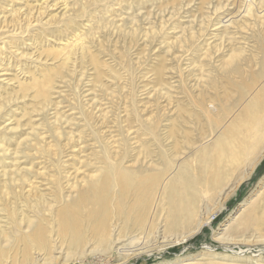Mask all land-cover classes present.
<instances>
[{
  "label": "bare ground",
  "instance_id": "1",
  "mask_svg": "<svg viewBox=\"0 0 264 264\" xmlns=\"http://www.w3.org/2000/svg\"><path fill=\"white\" fill-rule=\"evenodd\" d=\"M114 1L76 0V8H66L45 21L41 19L39 11L38 17L41 18L37 20L35 17L38 24L26 27V31L32 30L34 37L41 41L49 37L47 34L54 36V32H58L61 38L67 36L65 40L59 39L56 49L53 43H50L51 47L48 46L51 49H42L43 53L54 56L56 61L51 66L41 63L39 69L32 71V74L29 72L33 84L17 78L18 91L23 94L30 91L29 87H37L34 101L37 100L39 105L33 111L39 110L46 114V107L51 103L49 95L55 90L57 81L65 80L64 83L71 87L78 64L92 65L99 82L104 77L102 69H97L101 63L95 51V44L100 48L103 45L96 42L95 33L96 28L100 30L106 25L105 21L91 16L90 22L97 24L95 28L91 23L86 25L81 19L103 5L104 11ZM207 4H213V8L240 5L236 15H226L217 21V24H222L218 29L222 27L225 32L233 25L251 22L264 28V0H211ZM204 21H212L209 14ZM181 31L183 44L179 46L181 41L177 40L166 44V47L171 51L174 47L193 51L198 31L193 26L182 28ZM137 33L138 27L130 32L131 36ZM155 33L154 38L159 35ZM258 37L263 38L264 34ZM15 41V38L11 39L12 43ZM254 53L257 56L254 74L244 76L245 62H250V56L246 55L241 63L238 61L239 53H233L222 65L225 67L222 75L208 76L207 85L212 93L202 91L199 94V109L192 113L186 112L187 116L183 117L178 132L173 125L176 118L167 121L165 114L156 113L146 117L142 113L136 85L127 91V124L118 118V135L114 145V142L103 137V132L96 125L97 121L94 120L97 115L95 117L89 112L93 107L90 110L85 108L76 94V108L86 125V130L81 134L91 136L96 146L91 150L87 162H84L92 167V171L86 173L82 180H73L68 173L70 165L65 161L67 158L64 159L67 155L65 151L68 150H65L66 145L63 146L59 139L64 134L61 116L56 113L54 122L48 120L33 126L30 139L19 144L18 152L28 153L31 150L29 148H33L35 153L44 154L53 174H48L47 186L38 189V176L43 171L39 173L33 168L21 167L18 160L14 162L15 168L0 173V264L13 263L20 258L18 255H22L21 258L26 261H34L37 259L35 250L44 252L46 260L52 262L55 259L53 249L62 250L63 264L83 261V256L95 251L118 254L126 262L150 248V243L154 238L158 240V236L164 239L162 242L167 246L173 243L183 245L200 232L204 225L211 222V213L215 209L225 208L226 197L249 178L264 159V82L255 93L252 85L264 79V40L257 38ZM127 68L124 79H128V86L129 82L136 79V73L134 64H128ZM110 74L117 78L115 70L111 69ZM158 78L160 80L157 83L161 85V75ZM222 78L237 89L235 94L228 93L227 85L220 82ZM3 87L5 85L0 86V89L6 91ZM163 92L158 90L159 96ZM5 106L2 102L0 115ZM237 109L240 110L229 120ZM192 115L198 119L196 124L187 119ZM132 123L137 124L141 135L145 137L141 146H138V141L133 142L135 137H130ZM43 130L52 133L51 140L55 139L53 136H58L53 144L43 139L49 136L48 133L42 135ZM70 136L72 139L73 136ZM71 141L67 142L68 145ZM6 150L0 141V151ZM229 165L242 166V170L236 176L233 174L232 181L225 182V167ZM218 194L220 203L215 200ZM214 200L218 208L213 206L216 203ZM263 206L261 204L259 208ZM243 210L235 217H239V224L247 228L257 226L261 220L258 219L257 210L253 208L242 215ZM221 237L224 239L222 235L219 239ZM228 239L232 238L228 236Z\"/></svg>",
  "mask_w": 264,
  "mask_h": 264
},
{
  "label": "rangeland",
  "instance_id": "2",
  "mask_svg": "<svg viewBox=\"0 0 264 264\" xmlns=\"http://www.w3.org/2000/svg\"><path fill=\"white\" fill-rule=\"evenodd\" d=\"M44 1L46 3L41 4ZM209 1L211 2V0H116L104 11H102L104 5L93 10L88 17L81 20L86 25L91 23L95 28L97 24L90 22L91 16L105 21V28L102 27L100 30L96 28L95 33L96 42H101L103 45V48H100L95 44V51L101 63L97 69H102L104 77L99 82L92 65H76V75L72 79L73 85L69 87L64 83L65 80H58L55 90L50 92L51 103L46 107V114H42L39 110L33 111L39 105L37 100L34 101L37 87H29L30 91L23 94L18 91L17 78L33 84L34 81L28 75L39 69L41 63H46L44 65L48 66L56 61L54 56L50 57L52 55L43 53L42 49H51L48 48L50 43H53V48L56 49L59 39L65 40L67 36L61 38L58 32H54V36L47 34L50 38L41 41L34 37L35 33L32 30H26L29 25L38 24L37 20L41 17L45 21L55 13H62L66 8L67 10L76 8V0H2L0 3V86L5 85L3 88H6V91L0 89V105L4 102L6 106L0 115V141L7 150L0 151V173L2 174L3 170L15 168L14 162L18 160L21 167L33 168L39 173L43 171L38 176V182H40L38 189L47 186L48 174H53V170L46 162L44 154L35 153L33 148H29L31 150L28 153L18 152V146L21 142L30 139L33 126L48 120L54 122L56 113L61 116L60 122L64 130V134H61L59 139L63 146L66 145L67 148L64 147V149L68 150L65 151L67 157L64 156V159L67 158L65 161L70 165L68 166L69 175L73 180H82L86 173H91L92 167L84 162H87L91 150L93 151L96 146L91 136L87 133L81 134L86 130V125L76 108V94L83 101L85 108L88 107L87 109L90 110L93 107L91 110L95 113L91 110L89 112H92L94 116L97 115L94 121H97L96 125L98 124L100 132H103V137L114 142L115 145L118 135V118L120 117L124 123L128 119L126 106L127 91L130 87L138 85L137 99L140 100L138 103L146 117L160 113L165 114L167 121L176 118L173 125L178 132L183 117L187 116L186 112L192 113L199 109L197 106L199 94L202 91L212 93L207 85L208 76L220 75L225 68L222 65L233 53H239L238 61L241 63L244 62L242 59L249 55L250 62L248 64L245 62L244 76L254 74L257 67V56L254 50L257 38L264 40V37H258L264 34L263 26H255L251 22L253 24L251 27V23L246 25L244 23L241 24L242 26L233 25L226 32L222 27L218 29L222 24H217V21L226 15L229 17L236 15L240 5L220 8L214 5L213 8V4H207ZM37 6H41V10ZM39 11L41 17H38ZM217 11L220 13L218 14ZM208 14L212 20L209 23L204 21ZM108 21L111 23L107 24ZM243 25L245 27L242 29ZM190 26L198 31L194 50H179L176 47L172 51L169 50L166 47L168 43L180 40L179 46L183 44L181 30ZM136 27H138V33L131 36L130 32ZM49 28L53 29V26ZM15 32L21 34L12 35ZM154 32H156L155 35L159 34L155 38ZM69 37H71L70 34ZM12 38L16 39L13 43ZM128 64H134L136 79L129 82L127 86L128 79H124V73L125 70H127L125 74L128 72ZM111 69L115 70L117 78L111 76ZM159 75H161V85L157 83L160 80ZM220 82L227 85L230 95L236 93L237 89L225 82L223 78ZM263 82L264 79L262 82L259 80L256 85L252 84L254 93ZM158 90L164 91V94L159 96ZM63 94L66 96L63 97ZM239 110H235L229 120L233 119ZM104 116L107 117L105 120ZM187 119L195 124L198 121L195 115ZM79 120L81 122L78 123ZM130 126L132 127L130 137H135L133 142L138 141V146H141L145 137L141 135L142 132L136 123ZM41 132L45 136L48 133V137H43L48 144H53L58 138L53 136L55 139L52 141L51 132L45 130ZM70 135L73 136L72 139ZM68 141H71L70 145ZM86 164L89 167L84 166ZM225 170L227 171L225 182L232 181L234 176L242 170V166L229 165L225 167ZM219 196L220 194L215 198L218 203H220ZM217 202L213 206L217 207ZM261 204H264V159L257 165L251 176L226 197L225 208L215 209L211 213V222L204 225L200 232L190 237L183 245L173 243L167 246L165 242H162L164 239L158 236V240L155 241L154 238L150 245L148 244L149 251L144 249L142 254L133 256L126 262H123L118 254L95 251L86 254V257L83 256V261L67 264H264V206L259 208ZM253 208L257 210L256 214L261 222L249 228L239 224V217L235 219L238 213L244 209L242 214L244 215L246 211ZM220 235L224 239L222 237L219 239ZM228 236L232 239H228ZM41 252L35 250L34 256L37 259L31 261L33 264H63L62 250H52L55 258L52 262L46 260L47 255ZM12 253L16 252L12 251ZM21 256L18 255L20 258L13 263L10 261L9 264H32Z\"/></svg>",
  "mask_w": 264,
  "mask_h": 264
}]
</instances>
